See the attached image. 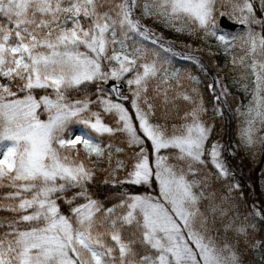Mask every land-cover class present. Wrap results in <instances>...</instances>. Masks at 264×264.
Returning a JSON list of instances; mask_svg holds the SVG:
<instances>
[{
  "label": "snow or ice",
  "instance_id": "6c2138e0",
  "mask_svg": "<svg viewBox=\"0 0 264 264\" xmlns=\"http://www.w3.org/2000/svg\"><path fill=\"white\" fill-rule=\"evenodd\" d=\"M257 2L258 9L254 0H0V16L8 21L7 27L0 24V81H8L0 82V188L11 189L0 196V210L13 213L11 218H0V264H240L231 245L217 247L207 235L208 218L199 207L204 191H194L206 186L207 179L187 178L209 162L218 170L217 178L230 175L220 158L221 145L206 146L212 128L200 119L206 111L204 99L196 87L194 96L182 95L192 105L184 116L190 122L179 129L173 125L171 133L152 123L148 82L163 69L158 60H147L151 50L136 38L172 53L142 23L152 19L176 32L214 37L226 54L235 47L232 41L239 39L252 57L246 67L254 77L240 136L252 145L253 125L257 119L264 124V60L256 59L257 54L264 56V19L256 15L257 10L264 13V0ZM222 18L246 31L230 41ZM254 25L261 26L262 33L254 31ZM247 56L239 61L233 57L232 64L245 66ZM184 58L200 64L194 57ZM169 78L166 73L162 83ZM189 79L199 83L198 77ZM110 81L105 96L104 85ZM88 84L96 85L95 100L87 93L83 99L69 98ZM122 84L130 96L124 94ZM242 87L248 91L247 84ZM207 88L217 104L229 94L220 78ZM49 89L51 95H33ZM18 93L25 95L19 98ZM164 96L167 103L166 90ZM93 106L100 110L93 111ZM41 108L46 120L40 118ZM215 111L222 115L218 108ZM102 114L114 116L115 126L105 123ZM73 125L82 128L78 133L70 131ZM117 133L126 137L130 148L139 150L124 179L104 183L148 191L125 190L118 204L105 209L88 194L94 171L80 156L106 158L111 165L113 148L116 153L124 149L102 145L99 138ZM169 149L176 150L178 163H170V156L162 154ZM125 167L117 159L110 175L115 177ZM74 188L79 191L70 199L63 196ZM81 198L87 202L72 207ZM59 199L70 206L71 215L61 212ZM216 210L212 208L213 213ZM257 246L259 242L253 245Z\"/></svg>",
  "mask_w": 264,
  "mask_h": 264
},
{
  "label": "trees",
  "instance_id": "16d2710c",
  "mask_svg": "<svg viewBox=\"0 0 264 264\" xmlns=\"http://www.w3.org/2000/svg\"><path fill=\"white\" fill-rule=\"evenodd\" d=\"M254 5L257 9L259 8L257 0H254ZM136 15H140L139 10H137ZM256 15L258 18H261L259 10L256 11ZM142 23L159 34L156 36L162 38L161 43L164 44L165 48L171 47L172 53L181 54L173 55L172 53L165 52L159 45L140 40L151 50L147 56V60H158V67L163 69L158 73L155 79L152 78L148 82L146 97L154 106V115L151 121L154 124L166 127L168 132L172 130L173 125L180 127L186 122H190L185 121L184 116L185 113L191 111L192 105L190 102L185 101L182 95L186 93L194 96L195 94L192 92V88L196 87L204 99V107L206 108V111L201 115L200 119L212 128L206 146L210 147L212 143H219L222 139L226 138V149L230 150L233 148L234 145L232 144L231 136L234 132V128L230 122L228 112L225 110L224 114L221 116L215 111V109L218 108L216 105L217 102L209 93L206 77L203 75L202 71L194 65V62L184 58L185 56L192 57L190 52H187L188 46L191 47L190 49L197 51L202 49V45L204 44L202 32H197L195 35H189L187 31L176 32L172 28L165 27L164 24L152 19H142ZM0 24H4V26L7 27L8 21L0 16ZM253 27L261 29L259 25H254ZM244 30L245 27L231 32L226 31L229 33L228 39L232 41V36L239 35L243 33ZM238 41L239 39L232 41L235 47L231 48L228 54L225 53L222 45H220V47L218 46V48L211 49L210 54H205H207L208 59L215 62V74L221 79V83L227 86L228 96H230V98L232 97L234 102H236V96L234 97V94H237L241 98V104H245L251 98L254 87L253 78L247 75L249 70H247L246 67L251 58L247 56V47H238ZM157 53L159 55H157ZM241 56H247L245 66H241L239 63L233 65L232 58L235 57L237 61H239ZM197 60L200 61L199 65H203L200 59ZM203 66L204 71L207 72L206 66ZM166 73L170 78L167 83H162V79ZM173 73H177V76L173 77ZM190 76L198 77L199 83H193L189 79ZM242 76L246 77V79H241ZM0 82L7 83L8 81L2 80ZM243 84L248 85L247 92L242 87ZM165 90L167 94V103H165ZM13 91H15V88H13ZM123 92L128 93L129 96L131 95L126 84H123ZM85 93H87L92 100H95L97 98L96 85L88 84L80 90L72 91L69 98L83 99ZM217 93H219V88H217ZM46 94L51 95V90L49 89L47 92L44 90H36L33 93L37 98ZM24 95L25 93H18L19 98H23ZM234 105L236 104L234 103L233 106ZM125 106L130 108V104L127 102ZM222 107H224V109L226 108L225 105ZM92 110L99 111L100 109L97 106H93ZM130 111L133 112L131 109ZM38 113H40V118L47 119L46 113L43 112L42 108L38 110ZM111 116L112 115L109 114H102L105 123L110 126H115ZM71 127L73 126H70V128ZM99 140L102 145L111 143L115 145V147L124 148L126 146L124 143L125 136L120 133H117L113 137L105 135L100 137ZM112 151L113 159L111 165H109L106 158L98 160L93 156L91 160H88L84 157L83 153H81L80 156V159L84 160L86 167L94 171L92 181L87 184L88 194L92 199L99 201L105 209L118 204L120 202L119 197L125 190L130 194H143L148 191V189L142 186L104 183L106 179L109 180L108 176L113 168V160L120 154L115 152V148H113ZM205 159H207V157H205ZM249 163L252 167L248 170H235L229 167L228 171L230 175L228 177L217 178L218 170L209 162L206 167L197 166L200 168V171L197 175H191V177L196 180L207 179L206 186L202 185L194 189V191H204V199L201 200L199 207L208 218V225L217 245L222 247L224 244L231 245L233 251L237 253L240 259V264H264V196H261L260 200L256 199V193H263L262 189H264V154L260 155L256 164L253 165L251 161ZM236 184L239 185V188L232 187ZM153 188H156L155 184ZM9 191H11V189L7 187L0 188V196L5 195ZM77 191H79V189H70L64 193L63 196L70 199ZM86 202L85 199H78L72 207ZM57 203L63 214L71 215L70 206L65 203L64 199L57 200ZM213 207L217 209L215 213L212 211ZM221 212H223V215H221ZM12 216L13 213L0 210V218H11ZM228 225H231V227L226 229ZM24 227H27V225H21V228ZM238 228H244L245 232H237L236 229ZM3 230L6 231L7 229ZM257 242H259V246L253 247Z\"/></svg>",
  "mask_w": 264,
  "mask_h": 264
},
{
  "label": "rangeland",
  "instance_id": "374dc122",
  "mask_svg": "<svg viewBox=\"0 0 264 264\" xmlns=\"http://www.w3.org/2000/svg\"><path fill=\"white\" fill-rule=\"evenodd\" d=\"M220 10H222V11L223 10H230V8L229 9H220ZM260 16H261L260 19H264V13H262L261 11H260ZM253 30L258 32V33H262L261 29H257V28L253 27ZM245 31H246V29L244 30V32ZM244 32L239 34V35H236V36H240V35L244 34ZM154 33L159 35L157 32H154ZM262 34H264V33H262ZM202 38H203V33H202ZM136 39L140 43H142L140 41V38L137 37ZM238 42H239L238 47H241V41L239 40ZM203 43L204 44L202 45V49H199V51H197V50L193 51V49H190L191 48L190 46H188L187 49L189 51H191L192 53L196 54L197 56H199L200 60L205 65H207L208 69L210 71H212L213 75H215V77L218 78L217 75L215 74V72H216L215 71V64H214L215 62L211 59H208L207 54H205V53L210 54L211 49L218 48V46L220 47L221 44L214 37H208L206 39L203 38ZM203 50H204V52H203ZM250 58L252 59L251 56H250ZM251 59L249 61V64L251 63ZM256 59L257 60H264V56H260L259 54H257ZM247 75H249V77H252L254 80V77L251 75L250 70H249ZM153 79H155V78H153ZM207 80L209 83H212L211 78H208ZM104 88H105V85H104ZM108 93H109V91L105 88L104 95L107 96ZM216 94L218 95L219 93H216ZM235 96H236V99H235L236 102H234V99L232 97L230 98V96L227 95L226 97H222L221 102L219 104L216 103L218 109L220 110V112H222V115L224 114L225 110L228 112L230 122L234 128V132L231 136L232 144L234 145L232 151L226 149V146H227L226 138L222 139L218 143L219 145H221V156H220V158L225 163L227 169H229V167H232L235 170H237V169L248 170L252 167V165L249 162L250 161H251V163L253 162V165L256 164L258 162V158L260 157V155L264 154V124H261L259 122V119L256 120V123L253 125V140L255 142L252 145H246L241 140V136H240L241 129L246 126L245 122L247 119V117L245 115H242V113L247 112V108L249 107L250 101L252 100V96L245 104H241L240 96H238L237 94H234V97ZM232 103L233 104L235 103L236 105L233 106ZM223 105H225V107H226L225 109H224V107H222ZM125 107H127V106H125ZM128 109H129V111L131 109L134 112V110L131 108V105H130V108H128ZM237 109H239V111H237ZM130 113H131V111H130ZM45 115L47 117V114H45ZM111 117L113 119V122L115 123L114 116H111ZM41 119L45 120V118H41ZM81 128H82V126H80V125H73V127L70 128V131H75L78 133L81 130ZM177 129H179V127H177ZM171 131L169 133H171ZM125 141H126V137L124 140V143L126 144V146L123 148L124 151L117 155V157L113 160L112 166H113V168H115L116 167V160L119 159V160H122L125 162L126 167H125V169L118 171L115 174V177H113L109 174V176H108L109 180H113V179L122 180V179H124L126 174H127V171L131 170V165L134 163V160L132 159L133 154L136 151H138L139 149L138 148H130ZM147 145H148L147 147H148L149 152H151L152 149H151L150 142H147ZM230 148H231V146H230ZM175 151L176 150H174V149L162 150V154L163 155H169L170 156L169 162L176 164L178 162L174 159ZM187 178L189 180L193 179L191 177V175H189ZM262 192L263 193H258V194L256 193V199L257 200H260V197L264 196V189H262ZM201 212H202V210H201ZM197 227H199V225H197ZM208 228H209V232L207 233V235L212 237V233H211V229H210L209 225H208ZM217 247H222V246L217 245Z\"/></svg>",
  "mask_w": 264,
  "mask_h": 264
},
{
  "label": "water",
  "instance_id": "95a60500",
  "mask_svg": "<svg viewBox=\"0 0 264 264\" xmlns=\"http://www.w3.org/2000/svg\"><path fill=\"white\" fill-rule=\"evenodd\" d=\"M221 24H222V27H223V29H225V30H228V31H233V30H235L237 27H241V25H238V24H236V25H234V24H232L231 22H229L228 20H226V19H221ZM111 81L109 82V84L108 85H105V87L110 91V86H111ZM123 87V86H122ZM125 95H127V94H125ZM113 99H115V97H113Z\"/></svg>",
  "mask_w": 264,
  "mask_h": 264
}]
</instances>
